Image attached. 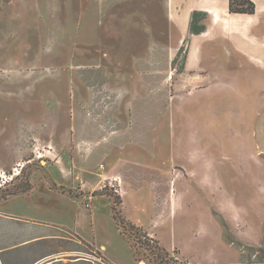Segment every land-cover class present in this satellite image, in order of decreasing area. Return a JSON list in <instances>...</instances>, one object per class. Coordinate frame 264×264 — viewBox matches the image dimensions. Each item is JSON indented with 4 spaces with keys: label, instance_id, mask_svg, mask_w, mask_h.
Segmentation results:
<instances>
[{
    "label": "rangeland",
    "instance_id": "1",
    "mask_svg": "<svg viewBox=\"0 0 264 264\" xmlns=\"http://www.w3.org/2000/svg\"><path fill=\"white\" fill-rule=\"evenodd\" d=\"M169 6L170 0H0V168L32 159L0 196L25 189L30 177L87 182L118 163L122 195L108 186L92 194L108 197L127 241L109 222L107 199L89 206L115 264H151L141 236L190 264L254 260L231 239L264 245V62L250 61L219 33L200 42L198 74L183 72L186 42L180 44ZM204 18L196 11L190 29ZM110 21L120 30L109 36L103 31ZM251 31L257 50L249 52L264 55V14ZM151 64L159 71L147 72ZM109 69L128 76L120 109L111 94L104 98ZM78 112L82 128L124 133L113 137L122 147L106 158L80 153L92 168L77 164L74 175L69 143ZM55 162L67 174L45 169ZM78 188L71 193L83 197Z\"/></svg>",
    "mask_w": 264,
    "mask_h": 264
},
{
    "label": "crops",
    "instance_id": "2",
    "mask_svg": "<svg viewBox=\"0 0 264 264\" xmlns=\"http://www.w3.org/2000/svg\"><path fill=\"white\" fill-rule=\"evenodd\" d=\"M251 1L255 5L253 13L229 12L228 0L219 2L215 0H193L191 2L170 0V21L180 36V44L184 46L183 43L186 42L183 72L198 74L199 68H202L200 42L203 39L215 40L219 33L228 35L229 39L237 43L242 55L250 61L264 62V55L261 52H249L251 47L257 50V40L252 34L251 26L260 18V14H264V0ZM196 11L204 12L205 18L199 22L201 27L194 31L190 29V21ZM87 25V32L90 35L89 33L92 32L90 22ZM119 30L116 21H110L109 26L103 32H109L110 36L117 34ZM175 53L176 49L171 48L170 55H175ZM145 68L151 73L159 71V68L153 64ZM138 78L143 80L140 75ZM125 81H128V76L124 71L115 72L109 69L103 83L104 90L107 91L104 98L108 99L111 94L117 102L118 109L124 107L123 100L126 102ZM117 119L119 120L118 116ZM74 121L76 124L73 125L74 130L69 143L74 151V175L76 173L78 175L80 171L75 168L77 164L87 170L92 168L85 160L82 161L79 158L80 153L91 154L93 151H99L103 158H106L113 151H117L118 146L122 147L119 140L113 139V137L123 135L122 128L111 131L91 126L87 129L82 128V113L80 112L74 117ZM55 163V165L46 166L45 169L49 170L50 167L54 169L55 174H60L62 171L67 174L64 165ZM119 170L120 167L116 163L102 170L99 173L101 178L97 177L87 182L80 181L75 176L73 178L68 176L70 178L68 184H63L59 179L49 177L45 173L42 176L30 177L24 190L0 196V264H99L97 254L106 264L117 263L114 257L107 254L106 246L97 237L96 207L94 204L92 207L89 206L98 196L107 199L109 222L117 237L121 241H127L115 225L108 197L92 194L100 190L99 186L94 187V184L101 182L104 178L117 176L122 182ZM75 186L82 191L83 197L71 193L70 190ZM84 199H87L88 207ZM114 247L118 248L115 244Z\"/></svg>",
    "mask_w": 264,
    "mask_h": 264
},
{
    "label": "trees",
    "instance_id": "3",
    "mask_svg": "<svg viewBox=\"0 0 264 264\" xmlns=\"http://www.w3.org/2000/svg\"><path fill=\"white\" fill-rule=\"evenodd\" d=\"M255 10L254 2L251 0H228V11L229 12H241V13H253ZM24 190V189H22ZM75 195V194H74ZM77 196V195H75ZM88 207L87 203L85 202ZM113 210V208H112ZM116 213H113V218ZM115 220V219H114ZM142 238L138 239L142 240L141 243L145 244V248L149 251L151 255V264H190L185 260L179 259L175 254V250L172 253L165 250L162 246H160L157 242H153L151 238L147 236H141ZM233 243H235L241 250V254H247L249 256H254V260H245L236 264H264L263 256H264V245L253 247L249 245H244L237 240L231 239ZM200 264V263H199Z\"/></svg>",
    "mask_w": 264,
    "mask_h": 264
},
{
    "label": "built area",
    "instance_id": "4",
    "mask_svg": "<svg viewBox=\"0 0 264 264\" xmlns=\"http://www.w3.org/2000/svg\"><path fill=\"white\" fill-rule=\"evenodd\" d=\"M46 151L50 152L51 148L48 146L45 148ZM42 155L40 152L38 155H36L38 158ZM32 159L27 160H21L17 161L13 166L10 168H0V189L6 188L10 185L15 184L18 180L21 179L22 172L24 168L26 167V164L30 163ZM43 162V160H42ZM102 166V165H100ZM121 179L117 176L104 178L102 180V184L99 186L100 189L104 187H110L113 188V190L118 194L122 195V187H121ZM89 205V203H87Z\"/></svg>",
    "mask_w": 264,
    "mask_h": 264
}]
</instances>
